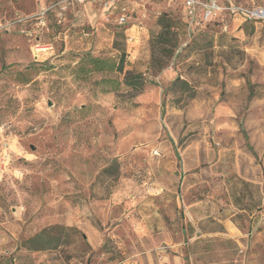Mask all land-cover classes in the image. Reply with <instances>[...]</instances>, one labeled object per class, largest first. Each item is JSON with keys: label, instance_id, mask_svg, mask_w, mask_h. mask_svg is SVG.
<instances>
[{"label": "rangeland", "instance_id": "374dc122", "mask_svg": "<svg viewBox=\"0 0 264 264\" xmlns=\"http://www.w3.org/2000/svg\"><path fill=\"white\" fill-rule=\"evenodd\" d=\"M105 1L0 0V264H264V19Z\"/></svg>", "mask_w": 264, "mask_h": 264}, {"label": "built area", "instance_id": "2783aa9c", "mask_svg": "<svg viewBox=\"0 0 264 264\" xmlns=\"http://www.w3.org/2000/svg\"><path fill=\"white\" fill-rule=\"evenodd\" d=\"M85 2L87 0H77ZM154 0H106L103 3L110 18H114L120 25H126L133 17L136 7H145ZM182 4L186 11L189 28L203 26L209 20L221 16L227 10L234 16L245 19H264V9H249L245 6L232 3L231 0H170ZM133 3H137L133 6ZM227 4V5H226ZM132 39V38H131Z\"/></svg>", "mask_w": 264, "mask_h": 264}, {"label": "trees", "instance_id": "16d2710c", "mask_svg": "<svg viewBox=\"0 0 264 264\" xmlns=\"http://www.w3.org/2000/svg\"><path fill=\"white\" fill-rule=\"evenodd\" d=\"M215 18H213V19H211V20H209L208 22H206L205 24H204V26H207L212 20H214ZM126 84H128V85H133L134 83H136V85H138L140 82H139V78H138V76H127L126 77ZM177 82H181V83H184L185 85H187L188 86V83L186 82V81H183V80H181L180 78H177L175 81H174V83H177Z\"/></svg>", "mask_w": 264, "mask_h": 264}, {"label": "crops", "instance_id": "0c3cea01", "mask_svg": "<svg viewBox=\"0 0 264 264\" xmlns=\"http://www.w3.org/2000/svg\"><path fill=\"white\" fill-rule=\"evenodd\" d=\"M128 1H130V0H128ZM150 3H153V2H150ZM132 5H133V6H136V5H137V3H133Z\"/></svg>", "mask_w": 264, "mask_h": 264}]
</instances>
